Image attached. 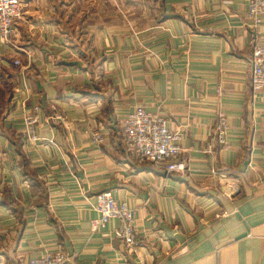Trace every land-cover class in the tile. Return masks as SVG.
Wrapping results in <instances>:
<instances>
[{"label":"crops","instance_id":"crops-1","mask_svg":"<svg viewBox=\"0 0 264 264\" xmlns=\"http://www.w3.org/2000/svg\"><path fill=\"white\" fill-rule=\"evenodd\" d=\"M247 2L23 0L10 42L0 39L8 261L56 247L70 264H264V88L249 82ZM255 38L264 46V19ZM218 88L227 145L209 155ZM137 105L181 135L188 170L166 175L135 156L122 123ZM34 108L30 141L23 113ZM105 190L136 210L133 251L113 237L116 219L91 230Z\"/></svg>","mask_w":264,"mask_h":264},{"label":"built area","instance_id":"built-area-1","mask_svg":"<svg viewBox=\"0 0 264 264\" xmlns=\"http://www.w3.org/2000/svg\"><path fill=\"white\" fill-rule=\"evenodd\" d=\"M22 0H0V39L10 42L13 34L14 21L22 15ZM247 25L254 41L250 57V87L253 92L264 88V46L256 43V30L264 19V0H248L245 11ZM15 65L19 60L15 59ZM221 90L218 88L216 96L218 104L213 131L209 141L203 146V153L212 155L218 146L227 145L228 117L221 107ZM35 110V108H34ZM37 116L31 112L25 115V133L31 140H36L35 122ZM123 133L125 142L129 145L135 156L162 170L166 175L183 173L188 170L187 162L179 158L181 152V135L168 127L167 120L159 114L147 111L142 105H137L124 118ZM94 143H100L103 137L100 132L92 131L90 134ZM213 174L216 171L211 169ZM94 209L97 217L91 219V230L96 231L106 226L111 219L118 224L113 229V237L119 241L123 249L135 250L140 241L135 235L136 210L126 201H116L110 191L97 194ZM227 212L221 210L215 217L225 216ZM0 264H13L0 252ZM25 264H70V256L60 248H45L41 253L31 255Z\"/></svg>","mask_w":264,"mask_h":264},{"label":"rangeland","instance_id":"rangeland-1","mask_svg":"<svg viewBox=\"0 0 264 264\" xmlns=\"http://www.w3.org/2000/svg\"><path fill=\"white\" fill-rule=\"evenodd\" d=\"M23 1V0H22ZM16 59V58H15ZM14 59V60H15ZM13 60V61H14ZM19 60V59H18ZM21 64V62H20V60H19V64L18 65H15L14 64V62H13V65L14 66H19ZM144 107V106H143ZM145 108V107H144ZM28 112H24L23 113V123H24V135H25V137H26V139H28V140H30V141H34V140H31V139H29L28 137H27V135H26V133H25V128H26V123H25V115L27 114ZM31 113H33V114H35L36 116H37V114L35 113V110L34 109H32L31 110ZM37 121H38V116H37V120H36V122H35V125H34V128H35V126H36V124H37ZM37 137V136H36ZM36 141V140H35ZM105 191H109V190H105ZM103 192V191H102ZM99 194V193H98ZM97 196V195H96ZM91 221V220H90Z\"/></svg>","mask_w":264,"mask_h":264}]
</instances>
